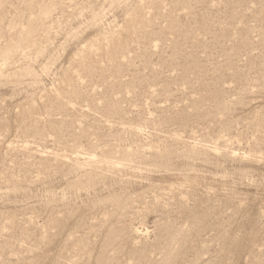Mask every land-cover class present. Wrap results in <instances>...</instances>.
I'll list each match as a JSON object with an SVG mask.
<instances>
[{
	"label": "rangeland",
	"instance_id": "rangeland-1",
	"mask_svg": "<svg viewBox=\"0 0 264 264\" xmlns=\"http://www.w3.org/2000/svg\"><path fill=\"white\" fill-rule=\"evenodd\" d=\"M0 264H264V0H0Z\"/></svg>",
	"mask_w": 264,
	"mask_h": 264
},
{
	"label": "bare ground",
	"instance_id": "bare-ground-1",
	"mask_svg": "<svg viewBox=\"0 0 264 264\" xmlns=\"http://www.w3.org/2000/svg\"><path fill=\"white\" fill-rule=\"evenodd\" d=\"M87 160V159H86ZM86 160H84V161H86ZM91 162V161H90ZM94 162V161H93ZM95 163V162H94ZM112 165V164H111Z\"/></svg>",
	"mask_w": 264,
	"mask_h": 264
}]
</instances>
